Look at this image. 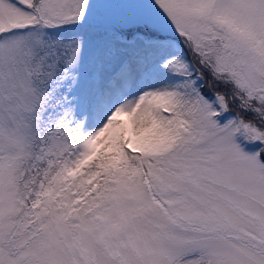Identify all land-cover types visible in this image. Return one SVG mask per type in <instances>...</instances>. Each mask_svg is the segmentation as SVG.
I'll return each mask as SVG.
<instances>
[{
  "label": "snow or ice",
  "instance_id": "1",
  "mask_svg": "<svg viewBox=\"0 0 264 264\" xmlns=\"http://www.w3.org/2000/svg\"><path fill=\"white\" fill-rule=\"evenodd\" d=\"M0 264H264V0H0Z\"/></svg>",
  "mask_w": 264,
  "mask_h": 264
}]
</instances>
